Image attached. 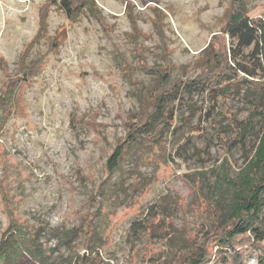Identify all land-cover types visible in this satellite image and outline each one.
<instances>
[{
	"label": "rangeland",
	"instance_id": "rangeland-1",
	"mask_svg": "<svg viewBox=\"0 0 264 264\" xmlns=\"http://www.w3.org/2000/svg\"><path fill=\"white\" fill-rule=\"evenodd\" d=\"M244 1L250 17L264 18V0ZM93 2L94 14L71 20L45 0H0V94L19 84L0 128V233L9 210L41 228L55 258L70 254L56 234L74 230L78 264H175L201 215L211 219L190 179L225 157L234 169L242 164L264 129V78L251 76L246 50V72L226 97L199 90L170 105L176 121L162 148L135 146L107 176L108 155L126 124L150 110L161 74L170 86L203 70V51L221 35L231 0ZM24 65L34 69L26 81ZM247 120L250 136L228 148L230 122ZM134 223L156 231L135 232ZM18 264L36 263L23 255ZM246 264H258L257 255Z\"/></svg>",
	"mask_w": 264,
	"mask_h": 264
},
{
	"label": "trees",
	"instance_id": "trees-1",
	"mask_svg": "<svg viewBox=\"0 0 264 264\" xmlns=\"http://www.w3.org/2000/svg\"><path fill=\"white\" fill-rule=\"evenodd\" d=\"M49 6H58L67 18L75 20L83 11L95 13L93 0H45ZM204 49L210 59L203 70L192 79L177 80L169 85L170 75L161 74V85L150 96V110L142 111L137 122L126 124L124 137L108 155L105 168L111 176L135 147L160 150L173 132L176 113L173 104L182 103L199 90L216 98L226 97L246 72L239 62L242 54L255 63L251 76L264 78V18L250 17L244 0H231L228 16ZM23 80L34 71L32 66L22 67ZM19 84L9 83L0 94V128L7 122L15 103ZM196 110L195 104H186ZM227 147L242 144L251 134L250 120L230 122ZM190 181L203 190L201 200L210 221L200 217V229L189 242L175 264H246L256 254L258 264H264V129L251 148L247 149L242 164L234 169L225 157L217 168L201 173ZM7 225L0 233V264H18L25 255L36 264H78L81 260L77 245L73 243L76 231L58 232L56 238L66 245L70 254L53 257L56 248L48 249L39 240L41 228L35 229L21 223L7 210ZM157 226V224H156ZM135 232L150 230L134 223ZM81 235L89 233V223L80 229ZM87 247V245H85Z\"/></svg>",
	"mask_w": 264,
	"mask_h": 264
}]
</instances>
